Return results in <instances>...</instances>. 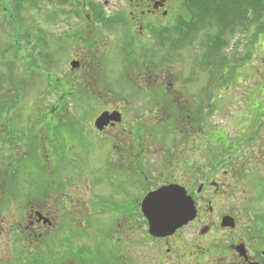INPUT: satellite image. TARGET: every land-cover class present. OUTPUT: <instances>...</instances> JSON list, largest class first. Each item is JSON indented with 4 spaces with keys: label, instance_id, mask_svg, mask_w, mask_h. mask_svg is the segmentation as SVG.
<instances>
[{
    "label": "flooded vegetation",
    "instance_id": "af4514ba",
    "mask_svg": "<svg viewBox=\"0 0 264 264\" xmlns=\"http://www.w3.org/2000/svg\"><path fill=\"white\" fill-rule=\"evenodd\" d=\"M57 11L58 32H27L25 43L53 77L47 56L70 41L69 64L47 82L87 96L58 97L47 118H0V264H264V213L249 206L251 190L264 197V105L241 123L229 118L232 136L207 118L213 98L203 87L190 93L154 70H135V84L101 85L100 57L113 50L123 70L155 63L144 49L175 34L181 0H70ZM103 113L119 118L99 128ZM166 187L184 193L194 216L153 236L142 202Z\"/></svg>",
    "mask_w": 264,
    "mask_h": 264
},
{
    "label": "rangeland",
    "instance_id": "374dc122",
    "mask_svg": "<svg viewBox=\"0 0 264 264\" xmlns=\"http://www.w3.org/2000/svg\"><path fill=\"white\" fill-rule=\"evenodd\" d=\"M1 1H5L10 9L8 0ZM0 7H2L1 4ZM48 8L49 5H47V9L45 8L41 11L28 10L19 15L20 21H17V26L20 32L19 37L22 34L20 41L18 39H10L12 27L9 24L6 12L0 8V118H11L12 114L16 119L24 120L50 117L51 115L47 114L52 103L57 101L62 94V92L57 90V87H53V83L48 82L52 81L56 75L57 78L61 77V71L65 69L66 64H69L68 57L64 53L68 52L71 42L62 40L61 42L64 43L62 49L65 48L66 50L59 49L57 46L58 49L56 51L59 55L54 56L52 64L45 66L47 72L56 70L53 77H47L45 71L36 69V66L32 65L34 59L30 56L34 55L33 57H35L37 62L38 51L33 52L31 45L25 43L27 41V32L35 33L41 29L48 31V33L58 32L56 23L60 17L56 16L54 19L49 14L52 11H47ZM205 36V33L198 35V38L193 42V47H187L173 56L170 55L162 63L158 62L160 61L158 56V59L154 60L155 63L149 66H146L147 63L144 64V62L138 61L137 63L133 61L129 65L130 67L125 68V70L121 66L123 63L120 60L121 54L117 50H113V53L107 59L106 57H100L102 61L101 70L103 72L101 85L117 88L135 84V70H142L143 73L146 70H154L153 73L156 75L158 73L167 74L174 82L173 85L182 86L189 84L188 91L190 93H194L203 87V90L206 91L207 99L208 97L213 98L212 103H209L208 100L207 118L209 120L212 119L216 125L228 127L227 133L232 135L234 131L232 130V125L230 126L229 118L234 120L231 124L241 123L244 119L249 118V113L256 112L259 107L264 105V36L257 39L253 34L248 36L245 33H237L233 38H230L223 50L229 61L226 69L212 77H210L207 69L200 65V56L204 53L201 45H205ZM47 41L52 42L54 40L47 35ZM10 45L14 49L9 47ZM15 49L19 50L17 54L14 52ZM52 49V44L49 43L47 53H50ZM150 49L146 50L150 51ZM15 54L17 55L16 57ZM236 58L238 60L241 59L237 64L233 62ZM104 60L106 61L105 63ZM157 63H159V66H156ZM153 66H156V70ZM146 75L151 77L148 71ZM190 75L191 79L187 81L186 79L190 78ZM148 76H144V79H147ZM79 84L82 85V82L79 81ZM147 84L152 83H145V85ZM189 86L191 87L189 88ZM220 86H225L227 89L219 94L218 89ZM78 87L81 88L79 85ZM116 91L118 92L119 90ZM120 95L121 93L116 94V96ZM85 96L87 94L81 91L72 93L69 97L64 95L63 100L65 102H79L83 101ZM12 107L13 109H11ZM248 107L251 109H246ZM57 116L59 117L60 115L53 117ZM16 133L18 134L19 131H16ZM146 164L156 167L153 159L147 160ZM249 197L254 201V204L249 205L254 210L253 213H264V197L260 196L261 198H259L255 190L249 192ZM80 243L87 244V241Z\"/></svg>",
    "mask_w": 264,
    "mask_h": 264
},
{
    "label": "trees",
    "instance_id": "16d2710c",
    "mask_svg": "<svg viewBox=\"0 0 264 264\" xmlns=\"http://www.w3.org/2000/svg\"><path fill=\"white\" fill-rule=\"evenodd\" d=\"M8 1L10 9L6 2L1 0L0 4L2 7L0 8L6 12L9 24L15 28L14 39L19 37V33H17L19 27L14 25L17 21H20L19 15L24 11H40L39 6L43 5L44 1H46L45 3L49 5L47 11H52L49 14L55 19L59 14L57 6L67 5L70 2V0ZM181 8L183 13L176 17L178 26L175 34L170 36L169 33L160 35V39L151 47L150 51L144 49L143 54H156L159 56V63H162L170 55L173 56L178 51L187 47H193V42L198 38L197 36L205 33V45H203L204 47L201 45L204 53L200 56V65L204 69L206 68L210 77H212L215 74L222 73L223 69H226L229 61L223 50L230 38H233L237 33H245L248 36L253 34L257 39L264 36V0H181ZM78 13L80 14V10ZM30 36L29 33L26 34L27 39ZM168 38H171V41L164 40ZM38 43L41 46L45 45L42 41ZM17 51L19 50L15 49L14 52L17 54ZM16 54L15 57L17 56ZM38 55L42 56V53H38ZM33 56L30 57L35 62V57ZM239 61L241 59L238 60L236 58L233 60L236 64ZM47 63H52V61L50 62L49 55L47 56ZM35 66L37 69H41L39 66ZM61 95L64 96L65 94L62 93Z\"/></svg>",
    "mask_w": 264,
    "mask_h": 264
},
{
    "label": "water",
    "instance_id": "95a60500",
    "mask_svg": "<svg viewBox=\"0 0 264 264\" xmlns=\"http://www.w3.org/2000/svg\"><path fill=\"white\" fill-rule=\"evenodd\" d=\"M73 69L77 63H71ZM108 118H119V115L109 116L103 113L96 121L97 127L106 124ZM142 211L149 225V233L153 236L171 234L194 216L190 200L184 193L172 187L159 189L148 194L142 202Z\"/></svg>",
    "mask_w": 264,
    "mask_h": 264
}]
</instances>
